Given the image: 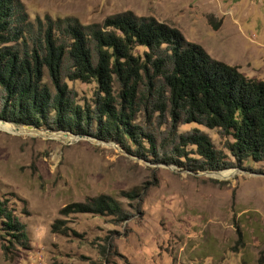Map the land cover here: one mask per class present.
<instances>
[{"label": "rangeland", "instance_id": "rangeland-1", "mask_svg": "<svg viewBox=\"0 0 264 264\" xmlns=\"http://www.w3.org/2000/svg\"><path fill=\"white\" fill-rule=\"evenodd\" d=\"M127 10L176 27L211 57L264 81V0H15L17 29L34 40L66 18L101 24ZM144 49L135 51L142 56ZM65 81L78 104L92 106L94 80ZM140 98L133 121L152 147L143 137L129 151L116 139L71 138L46 126L37 127L44 133L0 130V198H9L24 226L22 243L7 252L0 238V264H264V160L237 161L225 147L231 137L217 127L172 126ZM192 133L207 135L224 168H192L203 158L179 139ZM223 170L234 173L210 174ZM133 190L140 191L135 199L122 194ZM102 193L121 201L127 218L59 214L69 202ZM56 218L66 234L51 231Z\"/></svg>", "mask_w": 264, "mask_h": 264}, {"label": "trees", "instance_id": "trees-1", "mask_svg": "<svg viewBox=\"0 0 264 264\" xmlns=\"http://www.w3.org/2000/svg\"><path fill=\"white\" fill-rule=\"evenodd\" d=\"M17 22L15 0H0V119L116 139L131 151L129 145H140L143 137L153 146V138L133 121L143 95L150 102L146 109L165 112L172 126L194 123L229 135L225 147L235 160H264V81L211 57L176 27L127 10L105 17L101 24L66 18V25L34 40L17 29ZM139 46L145 48L142 56L135 51ZM65 79L94 80L92 106L78 104ZM179 139L183 146L194 145L203 158L193 169L225 167L204 133ZM139 192L122 194L135 199ZM8 202L0 198L4 252L24 237V226ZM70 213L128 216L121 201L103 193L59 209L61 215ZM62 223L56 218L51 231L66 234Z\"/></svg>", "mask_w": 264, "mask_h": 264}, {"label": "bare ground", "instance_id": "bare-ground-1", "mask_svg": "<svg viewBox=\"0 0 264 264\" xmlns=\"http://www.w3.org/2000/svg\"><path fill=\"white\" fill-rule=\"evenodd\" d=\"M12 125L15 127V125L12 124V123H6V122L3 123V122L0 121V130H11V131H9L10 133H22V134H24V133L27 134V132H29V133H33V132L44 133V132H46V131H43L41 129H37L36 128V130H35L34 128H26V127H18V128L15 127L16 128V132H14V131H12L13 130ZM48 133H53V132L49 131ZM55 133H62V132H55ZM29 135H34V134H29ZM233 173L234 172L230 171V170H223V171H220V172H210V174L212 176H215V177H228V176L233 175Z\"/></svg>", "mask_w": 264, "mask_h": 264}, {"label": "water", "instance_id": "water-1", "mask_svg": "<svg viewBox=\"0 0 264 264\" xmlns=\"http://www.w3.org/2000/svg\"><path fill=\"white\" fill-rule=\"evenodd\" d=\"M0 121L1 122H6V123H12V122H10V121H7V120H4V119H0ZM12 124H14L15 125V127L16 128H18V127H26V128H34V129H36L37 127H35V126H32V125H29V124H23V125H16L15 123H12ZM38 129V128H37ZM49 131H52V130H49ZM53 132V131H52ZM56 132H62L65 136H71V138H73V137H75V135H77L78 137H81L83 134H80V133H73V132H71L70 130H58V131H56ZM75 134V135H74ZM72 135H74V136H72ZM99 139V138H98ZM207 170H204L203 172H201V173H205ZM216 171H219V170H216Z\"/></svg>", "mask_w": 264, "mask_h": 264}]
</instances>
